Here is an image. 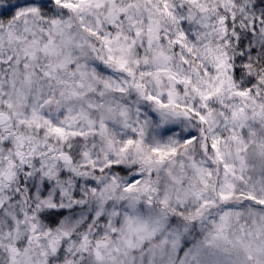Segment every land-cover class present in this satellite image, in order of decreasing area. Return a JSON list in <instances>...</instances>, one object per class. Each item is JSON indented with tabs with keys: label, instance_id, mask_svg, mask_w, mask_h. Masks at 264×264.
Masks as SVG:
<instances>
[{
	"label": "clouds",
	"instance_id": "9594fccd",
	"mask_svg": "<svg viewBox=\"0 0 264 264\" xmlns=\"http://www.w3.org/2000/svg\"><path fill=\"white\" fill-rule=\"evenodd\" d=\"M0 264H264V0H0Z\"/></svg>",
	"mask_w": 264,
	"mask_h": 264
}]
</instances>
